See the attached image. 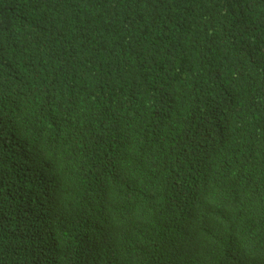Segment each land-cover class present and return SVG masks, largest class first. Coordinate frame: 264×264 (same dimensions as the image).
<instances>
[{
	"label": "trees",
	"instance_id": "16d2710c",
	"mask_svg": "<svg viewBox=\"0 0 264 264\" xmlns=\"http://www.w3.org/2000/svg\"><path fill=\"white\" fill-rule=\"evenodd\" d=\"M167 222L189 239L175 262ZM99 244L103 264H264V0H0V264Z\"/></svg>",
	"mask_w": 264,
	"mask_h": 264
},
{
	"label": "clouds",
	"instance_id": "9594fccd",
	"mask_svg": "<svg viewBox=\"0 0 264 264\" xmlns=\"http://www.w3.org/2000/svg\"><path fill=\"white\" fill-rule=\"evenodd\" d=\"M180 160L185 164H188L189 158L195 159L196 162L199 161V156L193 149H184L180 154ZM34 161L21 160V165H25L28 163H33ZM189 176V189L186 193V208L189 211H193L200 204L205 201V194L208 193V189L202 186L203 177L196 173L188 174ZM197 176V177H196ZM30 177L33 181L34 187L25 188L23 190L24 194H27L30 198H32V204L36 203L37 207L35 209L36 215L35 218L41 217L43 211L46 212L51 220L57 222V211L58 207L54 206L53 209H47L44 205V202L47 201L48 197H46L43 193V190L40 188V184L44 183L43 177L35 175L30 172ZM202 192L204 198L202 196ZM198 195V198L196 196ZM36 196L38 199H36ZM90 217V210L85 205H81L80 207L70 208V212L68 215V225L69 229H77L82 228L83 230L87 226ZM46 222V219H44ZM180 232V234H179ZM161 234V245H157V250L162 251L170 260L175 262L178 258L182 256H187L189 239L186 240L185 234L179 229L177 224L174 222H167L162 230L157 231L156 234ZM102 245H98L95 249H91L87 245H82L83 255L82 260H85L87 264H103L107 258L104 259H95V250ZM261 253H264V244L257 246L255 251L249 255L251 256H259ZM120 257V256H119ZM117 257V258H119ZM127 261V257L122 255L120 264H125ZM114 261L112 258L106 264H112Z\"/></svg>",
	"mask_w": 264,
	"mask_h": 264
}]
</instances>
